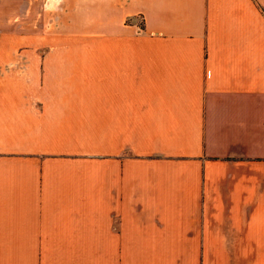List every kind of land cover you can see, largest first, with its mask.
<instances>
[{
  "label": "crops",
  "instance_id": "obj_1",
  "mask_svg": "<svg viewBox=\"0 0 264 264\" xmlns=\"http://www.w3.org/2000/svg\"><path fill=\"white\" fill-rule=\"evenodd\" d=\"M22 4L57 40L0 78V264H264V0Z\"/></svg>",
  "mask_w": 264,
  "mask_h": 264
},
{
  "label": "rangeland",
  "instance_id": "obj_2",
  "mask_svg": "<svg viewBox=\"0 0 264 264\" xmlns=\"http://www.w3.org/2000/svg\"><path fill=\"white\" fill-rule=\"evenodd\" d=\"M23 1L0 0V78L6 77L5 63L9 60L38 58V54L20 53L23 47L54 44L57 40L53 19L56 7L41 4L24 6ZM12 48L18 53L11 54Z\"/></svg>",
  "mask_w": 264,
  "mask_h": 264
}]
</instances>
